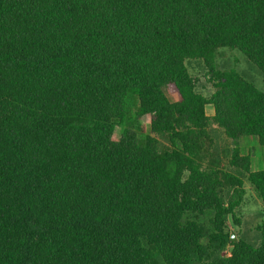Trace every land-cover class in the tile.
<instances>
[{
    "label": "trees",
    "instance_id": "16d2710c",
    "mask_svg": "<svg viewBox=\"0 0 264 264\" xmlns=\"http://www.w3.org/2000/svg\"><path fill=\"white\" fill-rule=\"evenodd\" d=\"M224 48L264 77V0H0V264H264V91ZM246 181L258 244L229 231Z\"/></svg>",
    "mask_w": 264,
    "mask_h": 264
},
{
    "label": "rangeland",
    "instance_id": "374dc122",
    "mask_svg": "<svg viewBox=\"0 0 264 264\" xmlns=\"http://www.w3.org/2000/svg\"><path fill=\"white\" fill-rule=\"evenodd\" d=\"M218 65L223 69H235L241 73L248 81L254 83L259 89L264 91V77L259 74L256 68L239 51L228 48L221 49L217 57ZM187 68L191 76L197 83V92L210 99L215 89L207 78V72L203 63L199 60H189ZM167 95L172 101L176 97L167 91ZM206 113L213 118V106H206ZM149 127V126H148ZM123 129L117 128L114 134V140L121 138ZM210 137L216 141L219 148H223L228 140L224 131L215 123L211 125ZM239 150L242 155L251 156V169L258 171L264 169V148L260 146L254 138H242L239 144ZM245 194L242 198L239 208L236 210V219L229 218L228 225L231 235H234L236 241L244 239L253 243H260V228L263 221V204L257 193L254 191L248 181L245 182ZM233 247H228L226 251L220 253V257L231 256Z\"/></svg>",
    "mask_w": 264,
    "mask_h": 264
},
{
    "label": "water",
    "instance_id": "95a60500",
    "mask_svg": "<svg viewBox=\"0 0 264 264\" xmlns=\"http://www.w3.org/2000/svg\"><path fill=\"white\" fill-rule=\"evenodd\" d=\"M231 240H232V242H237L234 235H231Z\"/></svg>",
    "mask_w": 264,
    "mask_h": 264
},
{
    "label": "crops",
    "instance_id": "0c3cea01",
    "mask_svg": "<svg viewBox=\"0 0 264 264\" xmlns=\"http://www.w3.org/2000/svg\"><path fill=\"white\" fill-rule=\"evenodd\" d=\"M213 115H215V110H214V107H213V114H212V116H213Z\"/></svg>",
    "mask_w": 264,
    "mask_h": 264
}]
</instances>
